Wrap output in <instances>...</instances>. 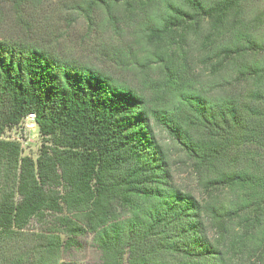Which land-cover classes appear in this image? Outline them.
I'll return each mask as SVG.
<instances>
[{"label": "trees", "instance_id": "obj_1", "mask_svg": "<svg viewBox=\"0 0 264 264\" xmlns=\"http://www.w3.org/2000/svg\"><path fill=\"white\" fill-rule=\"evenodd\" d=\"M43 2L0 0V264H64L88 236L98 264H264V0H73L88 27L132 29L142 63L116 64L163 76L141 87L44 45L23 20ZM193 67L210 90L182 91ZM28 115L34 156L4 138Z\"/></svg>", "mask_w": 264, "mask_h": 264}, {"label": "rangeland", "instance_id": "obj_2", "mask_svg": "<svg viewBox=\"0 0 264 264\" xmlns=\"http://www.w3.org/2000/svg\"><path fill=\"white\" fill-rule=\"evenodd\" d=\"M72 2L73 0H44L39 9L26 11L23 20L44 45L52 46L57 51L70 55L71 58L109 69L115 76L129 81L136 87H141L143 82L161 83L163 76L156 65L141 68L136 64L127 67L116 64V61L121 60L126 53L136 54L134 61L142 63L143 60L140 45L135 42L132 29H127L124 21L117 24L119 32L115 33L96 13L94 24L88 27L85 20L71 9ZM0 5V17L4 19L2 26L6 31H11L14 26L12 11L7 4ZM190 70L195 76L188 72L182 75V91H189L193 87L199 91L210 90L205 82L204 72L197 73L196 67ZM147 95H153L152 91H147ZM29 125L23 131L22 129L7 131L4 138L15 139L22 145L24 155L34 156L41 145V138L36 127L31 128ZM155 131L169 152L173 182L185 191L198 195L200 188L190 162L167 133L159 128ZM98 258L99 253L88 236L80 240V248L64 252L61 262L98 264Z\"/></svg>", "mask_w": 264, "mask_h": 264}, {"label": "built area", "instance_id": "obj_3", "mask_svg": "<svg viewBox=\"0 0 264 264\" xmlns=\"http://www.w3.org/2000/svg\"><path fill=\"white\" fill-rule=\"evenodd\" d=\"M27 124H30L29 126H31V128H34L35 124L33 115H28V117L24 120V123L22 124V130L27 129Z\"/></svg>", "mask_w": 264, "mask_h": 264}]
</instances>
